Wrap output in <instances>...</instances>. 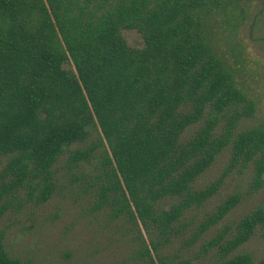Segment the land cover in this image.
I'll return each instance as SVG.
<instances>
[{
  "label": "trees",
  "instance_id": "trees-1",
  "mask_svg": "<svg viewBox=\"0 0 264 264\" xmlns=\"http://www.w3.org/2000/svg\"><path fill=\"white\" fill-rule=\"evenodd\" d=\"M242 1L0 0L1 189L26 187L47 200L54 165L67 152L70 168L91 165L95 208L140 224L149 240L140 238L141 255L155 264L154 252L166 264L160 249L176 222L218 190V181L193 184L224 149L230 166H252L253 189L264 182V127L236 130L254 102L206 29L213 9L234 10ZM123 29L140 33L143 45H128ZM168 199L174 202L165 208ZM239 199L228 196L193 237ZM257 228L264 229V206L241 217L231 237L213 240L217 264H264L235 252ZM0 264H26L9 255L1 232Z\"/></svg>",
  "mask_w": 264,
  "mask_h": 264
},
{
  "label": "rangeland",
  "instance_id": "rangeland-1",
  "mask_svg": "<svg viewBox=\"0 0 264 264\" xmlns=\"http://www.w3.org/2000/svg\"><path fill=\"white\" fill-rule=\"evenodd\" d=\"M242 2L234 10L213 9L206 28L215 54L224 60L236 85L254 102L253 115L241 119L236 130L264 127V0ZM121 33L128 45H143L136 30L123 29ZM202 123L188 128L183 137H189ZM95 139L96 134L86 145ZM100 151L101 146L95 157ZM67 157L66 152L54 165L55 188L43 202L37 201V191L26 187L11 192L0 187V232L9 255L26 264H149L150 258L141 255L140 238L149 242L143 227L126 217L111 216L109 208H95L97 190L91 185V165L70 168ZM229 158L230 150L224 149L194 181L195 189L217 181L219 187L202 205L192 206L176 222L177 233L171 232L170 240L160 249L166 264H217L218 245L213 240L222 233L228 239L241 217L264 206V182L253 189L252 166H230ZM4 163L0 160V170ZM233 194L240 196L237 205L194 238L202 222ZM170 202L174 199L166 200L164 207L169 208ZM263 232V228H257L256 234L235 252H249L257 261L264 259ZM152 257L155 264H160L154 252Z\"/></svg>",
  "mask_w": 264,
  "mask_h": 264
}]
</instances>
